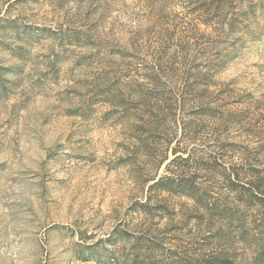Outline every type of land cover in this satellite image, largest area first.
<instances>
[{"label":"rangeland","instance_id":"rangeland-1","mask_svg":"<svg viewBox=\"0 0 264 264\" xmlns=\"http://www.w3.org/2000/svg\"><path fill=\"white\" fill-rule=\"evenodd\" d=\"M0 264H264V0H0Z\"/></svg>","mask_w":264,"mask_h":264},{"label":"trees","instance_id":"trees-1","mask_svg":"<svg viewBox=\"0 0 264 264\" xmlns=\"http://www.w3.org/2000/svg\"><path fill=\"white\" fill-rule=\"evenodd\" d=\"M257 190H261V189L258 188ZM252 194L255 196L256 199H259L257 197V195H255L256 193L254 190H253ZM219 214H221L223 216V218L233 219L234 217H236V213L232 209H226V208L225 209H219Z\"/></svg>","mask_w":264,"mask_h":264}]
</instances>
